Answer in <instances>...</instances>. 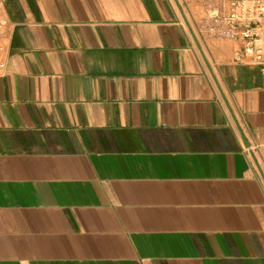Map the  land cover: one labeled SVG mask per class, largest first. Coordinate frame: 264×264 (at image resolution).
I'll use <instances>...</instances> for the list:
<instances>
[{
  "label": "crops",
  "instance_id": "0c3cea01",
  "mask_svg": "<svg viewBox=\"0 0 264 264\" xmlns=\"http://www.w3.org/2000/svg\"><path fill=\"white\" fill-rule=\"evenodd\" d=\"M225 0H0V264H264V69Z\"/></svg>",
  "mask_w": 264,
  "mask_h": 264
},
{
  "label": "built area",
  "instance_id": "2783aa9c",
  "mask_svg": "<svg viewBox=\"0 0 264 264\" xmlns=\"http://www.w3.org/2000/svg\"><path fill=\"white\" fill-rule=\"evenodd\" d=\"M221 12L210 15L209 30L240 44L236 60H246L264 69V0H225ZM5 25L0 15V32ZM4 48L0 46V56ZM5 62L0 60V73Z\"/></svg>",
  "mask_w": 264,
  "mask_h": 264
}]
</instances>
